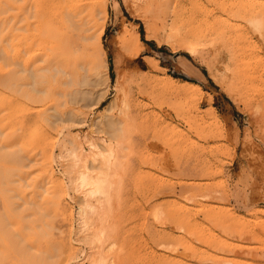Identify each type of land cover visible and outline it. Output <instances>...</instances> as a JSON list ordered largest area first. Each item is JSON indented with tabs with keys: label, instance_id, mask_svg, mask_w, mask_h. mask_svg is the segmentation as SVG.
<instances>
[{
	"label": "rangeland",
	"instance_id": "1",
	"mask_svg": "<svg viewBox=\"0 0 264 264\" xmlns=\"http://www.w3.org/2000/svg\"><path fill=\"white\" fill-rule=\"evenodd\" d=\"M108 1V18L102 14L99 20L102 16L100 22L106 23L102 42L107 52L109 67H105L104 70L98 68L99 70L95 71L96 69L86 65V70L88 67L90 70L86 71L82 68L80 78L69 81L66 79L68 82L63 79L56 81L52 78L50 81L40 83V87L36 86L35 89L37 91L42 90L41 93L35 91V94L30 97L24 96L22 87L19 88L20 85L23 86L20 82L22 81L20 76L25 75L23 71L26 74L32 73L30 71H34L36 67L44 64V59L40 57L41 59L31 60L30 67L29 62L26 61L25 67L24 57L28 58V56H24L21 52L22 44L20 46V37L17 35L19 28L14 22L16 19L18 21V17L16 18L15 15L19 14L20 9H16V11L18 10L16 13L15 9L13 10L9 5L6 6L7 4L0 6L2 7V10L0 8L1 18L6 19L8 15L5 21L7 29H0L3 31L0 33L5 38L2 37V40L5 41L0 45V48L2 46L0 50V75L1 78L7 79L6 82L9 81L5 82V87L0 86V102H3V106L5 105L3 107L0 103V179L3 178L0 180L3 183L2 186L0 184V188L3 190L0 189V193L7 196L1 199L3 194H0V221H5L2 226L3 229H1L3 234L6 236L12 234L15 240L20 242V246L26 247L29 254L34 257L37 246L25 244L27 241L22 240L24 235L22 234V238L18 236L19 226L15 225V220H21L19 216L24 215L26 221H23L27 224L23 223L20 228L24 226L23 229L24 231L25 229L28 230L27 233L30 229H34V225L36 231L38 229L37 232L42 228L43 230L39 233H41V242H43L41 237L45 238L43 244L51 243L53 247L58 246V242L63 241L61 235L69 237V244L66 243V246L71 245L69 248L73 252L68 251L70 254L64 253L62 255V253L60 254L62 249L60 248L59 251V248L55 247V254L56 252L59 253L52 258L48 257L51 260L46 261L47 264H58L68 255L71 258H67L65 264H69V262L70 264H91V260H88L90 259L88 257L91 253V244L85 241L84 235L86 232V234L90 233V230L97 231L95 226H98L96 220L99 219L98 216L94 217L96 224H94V229L91 226H88L89 229H87L88 227L81 228L79 209L84 197H82L83 193L75 188L73 177L76 178L77 172L83 168L80 164L81 167L77 166L76 172L74 170L76 167L73 168L70 165L74 161L69 154L66 153L63 157H60L59 154L62 152L64 142H67L70 147L73 143L82 144L85 152L91 156V148L86 143L87 138L101 142L104 148L107 147L105 141L121 139L127 146L125 170L121 182L119 181L123 188L121 194L125 197H121L122 203L118 201L115 204H118L116 209L117 207L121 209L118 208L117 212L115 209L112 213L115 225L119 227L118 229L115 226L118 229L116 232L119 231L118 237L116 236L119 238V242L113 249V264H158L160 260V262L164 261L163 255L171 259L164 261L165 264H171L175 260L183 261L185 264H219V262L220 264H233L232 260L235 262L234 264H259L258 255L260 259L263 257L262 261L264 262V256H262L264 250H261L263 249L261 243L264 241V239L262 240L264 231L261 229L264 226V223L261 222L262 219L264 220V19L261 20V23L245 20L242 22V26L244 25L242 29L238 28L237 25L241 21V17L239 18L241 12L252 13L254 9L259 10L261 8L263 12L259 11V14L260 17L264 18V0H250L252 4L249 0H147V2L119 0V8L115 6V0ZM137 3L140 4L141 8H138ZM4 5L8 13L5 11ZM257 10L254 12H258ZM1 18L0 27H3L4 22ZM150 26L152 27L151 30L154 29L155 31H153L155 34L151 32V37L147 35ZM174 26L180 29L182 35H188L195 43L198 49L196 54L189 52L187 48L170 39V30ZM157 27L160 30L156 29ZM34 28L33 31L36 30ZM161 28L168 31L164 32ZM11 29L13 32L10 31ZM21 31L22 34L27 32ZM137 32L141 34L144 51L139 56L132 57L125 47L129 38L135 39ZM21 33L20 35H22ZM244 34H248L250 38L249 42L245 44L240 43V36ZM22 56L24 57L22 58ZM28 76L30 77V75ZM168 76L178 78L182 84L190 82L201 87L203 98L199 104L197 105V100L188 101L182 95L174 97L172 94L169 95L170 93L161 99L153 98L145 86L153 80L150 85H154L153 88H158L159 83L157 84L156 81L158 82ZM25 80L26 78L23 82ZM30 81L33 80L30 79ZM16 83H18L17 86ZM18 90H21L22 94ZM110 106L112 109L108 110ZM213 108H215L214 112H212ZM215 115L218 119L212 122ZM194 119L198 120L195 121ZM3 122L6 126L2 125ZM115 126L121 130L115 132ZM44 132L45 134H43ZM161 132L164 134L161 135ZM32 137L33 140L28 139ZM36 137L40 140L35 142ZM25 139L28 140L25 142ZM44 141H47L48 144H45ZM166 142L167 144H165ZM41 147L43 148L41 149ZM43 149H47V151L51 149L54 153L53 163L56 162L53 164L54 176L56 182L64 185L66 189L64 201L68 202H66L69 210L67 214L68 212L72 213L68 214L69 217L71 216L69 228L61 224L63 217L58 215L60 213L54 214V204V207L50 204V209L47 206L48 203H46L47 207L44 206L47 180L44 179L45 175H40L41 169L38 167L40 166L38 159H42ZM28 158L34 162L32 160L30 162ZM97 163H95L97 168L103 165L101 161ZM91 167L96 168L93 163H91ZM27 172L29 173L27 174ZM30 173L32 174L29 175ZM4 174L8 176L5 177ZM34 177H38L40 183L38 186L40 187L38 192L36 191L38 194L33 196L32 191L36 189L32 188V184L37 181ZM190 181L196 185L193 183V186L188 185L191 184ZM43 183L46 189L43 187ZM49 185L47 184V186ZM30 188L31 190L28 191ZM22 189L24 192L28 191L26 194L22 192L25 194L24 196L20 194ZM183 192L184 194H182ZM207 192H213L211 193L212 198ZM189 194L196 195L195 201L190 202L187 199L191 196ZM32 196L36 197L35 200ZM4 200L5 203L12 201L9 203L10 206L13 203L12 205L16 207L14 212L11 211V214L14 213L11 217L5 210ZM178 202L184 205V208L186 207L184 213L186 212V216L190 217L192 223L198 225L200 229H198V234L201 235V232L205 230L203 232L205 237L203 235L201 237L197 233V237L193 233V235L190 234L189 229L184 228L185 226L175 228L166 216L158 218L157 209L160 205L163 206V209H171L172 205ZM45 210L51 211L55 218L51 216L48 218ZM207 210L209 213L204 212ZM17 216L18 218H16ZM232 218L235 224L232 223ZM50 219L51 221L58 220V222L60 220L59 223L54 222L53 224L61 225L47 224V220ZM109 219L111 220V218ZM28 224L30 227L27 226ZM227 225L230 227H226ZM42 231H45L48 236ZM93 231L91 233H94ZM168 231L174 232L180 238L179 241L183 240L184 242H181L189 246L188 254L184 252L183 244L181 246L178 243L175 246L170 244L171 241L168 242L170 245L163 243L162 239H171V236L163 234L164 232L168 233ZM195 237L202 239L199 238L197 241ZM47 238L48 240H46ZM218 240L220 241L219 244ZM225 242L227 243L225 244ZM38 243L37 245L40 244ZM41 244L37 251L40 250V253L42 251L43 254H46L44 251L47 248L45 247H49L50 244L44 245V248ZM240 244L243 247L247 246L244 247L245 250L243 248L244 254ZM227 245L230 249H227ZM256 246L258 247L256 248ZM50 247L53 249L52 246ZM192 247L199 252L207 251L208 254L216 255L220 259L215 260V258L208 261V259L205 260L200 257L201 253L197 257L191 256ZM249 247L256 252L249 251ZM41 254L35 255L39 259L38 261L46 259L47 254L40 259ZM160 256L161 258H159ZM61 257L63 258L61 259ZM12 259L14 263L17 261L14 256H9L6 264H9ZM13 262L11 263L13 264ZM46 262L44 261L42 264H46ZM160 262L159 264H161ZM164 263L162 262V264Z\"/></svg>",
	"mask_w": 264,
	"mask_h": 264
},
{
	"label": "bare ground",
	"instance_id": "2",
	"mask_svg": "<svg viewBox=\"0 0 264 264\" xmlns=\"http://www.w3.org/2000/svg\"><path fill=\"white\" fill-rule=\"evenodd\" d=\"M140 1V0H139ZM142 2H147V0H141ZM17 2H20V3H17ZM108 0H0V6H2L3 4H7L6 6H10L13 10L15 9V11H16V9H20V12H19V14L17 13L18 12V10L16 11V13L18 14H16L15 15V17L17 18L18 17V21H17V19H16V21H14L15 22V24H17L16 26H17V28H19V34H17V35H19V37H20V39H19V42H21L20 43V46H21V44H22V51L21 52H23L22 54L24 55V56H28V58L27 57H24V56H22V58L24 57V60H25V62H24V64H25V67H26V61L27 62H29V67H30V62H32V61H35L34 59H39L40 57L42 58V59H44V64H41V66H38V67H36L35 69H34V71L32 70V71H30V72H32V73H30L29 74V70L28 71H26V72H28V74H26L25 73V71H23V74H25L23 77H21L20 76V78H21V80L22 81H20L21 82V84H23V86L22 85H20V87L19 88H21L22 87V93H23V95L25 96V95H27V97H30V96H33L34 94H35V91H37L35 88H36V86H38V87H40V83H45V81L47 82V81H50V80H52V78L53 79H56V81H58V80H60V79H63V80H65L66 82H68L69 80H71V79H75V78H78L79 76H81L80 74H81V69L83 68V70L85 69L86 70V65L87 66H89L90 68H92V69H96L95 71H97V69L98 68H102L103 70L104 69H106V68H108L109 67V64H108V58H107V52H106V49H105V46H104V44H103V42H102V38H103V35H104V33H105V30H106V23L105 22H100L101 20H102V16H101V20H99L100 19V15H102V14H104V16L105 17H107L108 18ZM137 2H138V0H137ZM246 4H248L246 1H244ZM249 2H250V4H252V1H250L249 0ZM255 3V2H254ZM149 4V3H148ZM4 5V9H5V11H6V6ZM137 5H138V8H141V6H140V4L139 3H137ZM145 5H146V3H145ZM115 6L117 7V8H119L120 7V2H119V0H115ZM263 6V5H262ZM147 7V6H146ZM145 7V8H146ZM1 8V10H2V7H0ZM144 8V7H143ZM9 9V8H8ZM34 9V10H33ZM259 9V8H258ZM10 10V9H9ZM146 11H147V9H145ZM254 10H257V9H254ZM254 10H253V12L252 13H244V12H241L240 13V16H239V18L241 17V21L240 22H238V28H244L243 26H242V22H244L245 20L247 21V20H249V21H251L252 23H261L262 21L261 20H263L264 18H262V17H260V14H259V11H262L261 10V8L259 9V10H257L258 12H254ZM4 11V10H3ZM4 11V12H5ZM140 11V10H139ZM7 12V11H6ZM263 12V11H262ZM261 12V15L263 14ZM3 13V12H2ZM8 13V12H7ZM146 13V12H145ZM3 15H5V14H3ZM264 15V14H263ZM6 16V15H5ZM0 18H1V16H0ZM7 18H8V15H7ZM7 18L5 19H3V17L1 18V19H3V22L5 23V25H4V23H3V27H0V29H4L5 28V30L7 29L6 28V20H7ZM238 18V19H239ZM33 19H35L34 21H33ZM240 20V19H239ZM2 23V22H1ZM1 23H0V26H1ZM150 24V23H149ZM35 25V26H34ZM5 26V27H4ZM35 28H34V27ZM34 28V30L36 31V33H35V31H33L32 29ZM37 27H38V31H37ZM14 29V28H13ZM16 29V28H15ZM23 30V31H27V32H29L28 34H26V33H24V34H26V35H24V34H22L21 32V30ZM152 29V27L150 26L149 28H148V33L149 34H147L149 37H151V32H153L154 31V29H153V31L151 30ZM156 29H159L160 30V28H156ZM158 30V31H159ZM161 30H164V29H162L161 28ZM1 31V30H0ZM10 31H12V29L10 30ZM9 31V32H10ZM16 31V30H15ZM33 31V32H32ZM168 30H164V32H167ZM171 32H170V34H171V40L173 41V42H175V43H178V45H180V46H183L184 48H187V50L189 51V52H191V53H193V54H196L197 53V51H198V49H197V46L195 45V43L188 37V35H182L183 33L182 32H180V29H178L177 27H172L171 28V30H170ZM1 32H3V31H1ZM13 32V31H12ZM155 32V31H154ZM153 32V34H155ZM20 33L23 35H20ZM157 33V32H156ZM12 34V33H11ZM152 34V35H153ZM165 34V33H164ZM167 34V33H166ZM169 34V33H168ZM169 34V35H170ZM0 35H1V40L0 41H2V42H0V45L2 44V43H4V41L5 40H2V37H3V39H5L4 38V36H2V34L0 33ZM16 35V36H17ZM169 35H167V36H169ZM12 36H14V34H12ZM22 36V37H21ZM132 36V35H131ZM130 36V37H131ZM136 37H135V39H131V38H129L128 39V41H127V45H126V47L125 48H127V50L126 51H128V54H130V56H132V57H134V56H139L143 51H144V44H143V42H142V40H141V34H140V32H137V34L135 35ZM165 36V35H164ZM160 38V37H159ZM21 39H22V41H21ZM158 39V38H157ZM249 40H250V38H249V35L248 34H244V35H241L240 36V43L242 42L243 44H245V43H248L249 42ZM165 41V40H164ZM160 42H161V39H160ZM167 43H169L168 42V40H167ZM4 46V45H3ZM20 46H18V47H20ZM125 46V45H124ZM172 46V45H171ZM177 46V45H176ZM5 47V46H4ZM1 48H2V46H1ZM1 48H0V50H1ZM6 48V47H5ZM124 48V47H123ZM20 52V53H21ZM1 53V52H0ZM18 54V53H17ZM127 54V55H128ZM21 56V55H20ZM19 58V57H18ZM21 58V59H22ZM40 58V59H41ZM20 59V60H21ZM32 60V61H31ZM23 61V60H22ZM42 61V60H41ZM20 62V61H19ZM39 62V61H38ZM43 62V61H42ZM1 64H2V62H1ZM23 64V65H24ZM37 64V63H36ZM32 65H35V64H32ZM38 65V64H37ZM36 65V66H37ZM40 65V64H39ZM84 66H85V68H84ZM2 67V66H1ZM3 67H4V65H3ZM89 67L87 68V70L89 69ZM104 67V68H103ZM106 67V68H105ZM27 68H28V66H27ZM2 69V68H1ZM4 69V68H3ZM27 70V69H26ZM86 70V71H87ZM90 70V69H89ZM99 70V69H98ZM2 72V71H1ZM82 74H83V71H82ZM28 75H30V77L28 76ZM15 77V76H14ZM18 77V76H17ZM16 77V78H17ZM32 79L33 81L31 82L30 81V79ZM10 78V77H9ZM16 78H14V79H16ZM26 78V82L24 81L23 82V80ZM80 78V77H79ZM18 79V78H17ZM66 79H68V81L66 80ZM150 79V78H149ZM5 80V81H4ZM6 80L7 79H3V77L1 78V75H0V86L1 85H3V87H5L4 85L7 83V82H9V81H7L6 82ZM30 81V82H28V81ZM80 80V79H79ZM138 80V79H137ZM16 81H18V80H16ZM15 81V82H16ZM153 81V80H152ZM151 81V82H152ZM154 81H155V79H154ZM6 82V83H5ZM11 82H13V81H11ZM23 82V83H22ZM150 82V83H151ZM222 82V81H221ZM150 83L147 85V86H145L146 87V89L148 90V92L150 93V95L153 97V98H158V99H161V98H163L164 96H168L167 94H169V95H171L172 94V96H174V97H177V96H180V95H182V96H184L185 97V99H188V101H194V100H197V105L199 104V101L203 98L202 97V94H203V90H202V88L201 87H199V86H196L195 84H192V83H190V82H185V84H182L181 83V81L178 79V78H175V77H172V76H168L167 78H165V79H160V81H156V83L158 84L159 83V89L157 88H153L154 87V85H150ZM11 84V83H10ZM13 84V83H12ZM11 84V85H12ZM17 84L18 83H16V86H17ZM39 84V85H38ZM139 84V83H138ZM141 84V83H140ZM156 84V85H157ZM13 85H15V84H13ZM49 85H51V84H49ZM145 85V84H144ZM143 85V86H144ZM8 86V85H7ZM19 86V85H18ZM52 86V85H51ZM140 86V85H139ZM142 86V87H143ZM158 86V85H157ZM9 87V86H8ZM12 87V86H11ZM141 87V86H140ZM16 88V87H15ZM6 89V88H5ZM38 89H43V88H38ZM146 89L144 88V90L146 91ZM192 89V90H191ZM194 89V90H193ZM227 89V88H226ZM141 90V89H140ZM143 90V89H142ZM143 90V91H144ZM15 91H16V89H15ZM19 91V93L20 94H22L21 93V90H18ZM40 91H42V90H40ZM39 90L37 91V93H39L40 92ZM44 91V90H43ZM45 91H46V89H45ZM144 91V92H145ZM196 91V92H195ZM17 92V91H16ZM47 92V91H46ZM36 93V95H38ZM41 93V92H40ZM39 93V94H40ZM233 93V92H232ZM235 93H237V92H235ZM22 95V96H23ZM237 95V94H236ZM235 95V96H236ZM18 97V96H17ZM34 97H37V96H34ZM232 97V96H231ZM238 97V96H237ZM5 98V97H4ZM13 98V97H12ZM31 98H33V97H31ZM170 98H171V96H170ZM15 99H18V98H15ZM165 99V98H164ZM167 99V98H166ZM172 99V98H171ZM239 99V98H238ZM12 100H14V99H12ZM133 100H135L134 98H133ZM154 100V99H153ZM168 100V99H167ZM174 100V99H173ZM172 100V101H173ZM12 102H14V101H12ZM1 103V102H0ZM3 103V102H2ZM1 103V104H2ZM18 103V102H17ZM16 105H18V104H16ZM111 105H113V104H111ZM135 105V104H134ZM2 106H3V104H2ZM1 106V107H2ZM5 106V105H4ZM3 106V107H4ZM13 107H14V105H12ZM2 107V109H4ZM16 107V106H15ZM26 107V106H25ZM30 107V106H29ZM198 107V106H197ZM10 108V107H9ZM18 108V107H17ZM110 109H112V106H110L109 108H108V110H110ZM26 110V109H25ZM29 110V109H28ZM0 111H1V109H0ZM6 111H7V109H6ZM23 111V110H22ZM34 111H36V110H34ZM39 111V110H38ZM211 111V110H210ZM215 111V108H213V111L212 112H214ZM5 112V111H4ZM8 112V111H7ZM25 112V111H24ZM29 112V111H28ZM19 113H21V112H19ZM23 113V112H22ZM21 113V114H22ZM37 113H39V112H37ZM209 114H210V112H208ZM13 114V113H12ZM215 114V113H214ZM213 114V115H214ZM1 115H3V114H1ZM38 115V114H37ZM168 115H170V114H168ZM211 115V114H210ZM10 116H11V113H10ZM198 116H199V114H198ZM12 117V116H11ZM19 117H20V115H19ZM168 117V116H167ZM212 117V116H211ZM9 118V117H8ZM7 118V119H8ZM13 118V117H12ZM50 119V118H49ZM218 119V117L215 115V116H213V120H212V122H215V120H217ZM6 120V119H5ZM28 120V119H27ZM195 120V119H194ZM196 120H198V119H196ZM195 120V121H196ZM4 121V120H3ZM9 121H11V120H9ZM18 121V120H17ZM194 121V122H195ZM1 122V121H0ZM31 122V121H30ZM52 122H54V121H52ZM157 122V121H156ZM17 123V122H16ZM196 123V122H195ZM26 124V123H25ZM213 124V123H212ZM3 126H6V125H4V122H3V124H2ZM24 126H26V125H24ZM7 127H9V126H7ZM40 127V126H39ZM38 129V128H37ZM43 129V128H42ZM3 130H4V127H3ZM46 130V129H45ZM121 129L120 128H116V126H115V132H118V131H120ZM34 131V130H33ZM63 131V130H62ZM29 132H30V130H29ZM37 132H39L38 130H37ZM32 133V132H31ZM34 133V132H33ZM49 133V132H48ZM155 133V132H154ZM153 133V134H154ZM36 134V133H35ZM38 134V133H37ZM43 134H45V132L43 133ZM162 134H164V133H162L161 132V135ZM213 134V133H212ZM40 135V134H39ZM161 135H159V136H161ZM29 136H30V134H29ZM41 136V135H40ZM44 136V135H43ZM166 136V135H165ZM213 136V135H212ZM19 137V136H18ZM28 137V136H27ZM26 137V138H27ZM28 139H32L33 140V137L32 138H28ZM27 139V140H28ZM47 139V138H46ZM46 139H43V140H46ZM18 140V139H17ZM26 139H25V142L27 141ZM35 140V142L36 141H38V140H40L39 138H35L34 139ZM50 140V139H49ZM161 140V139H160ZM168 140V139H167ZM166 140V141H167ZM13 141V140H12ZM11 141V142H12ZM163 141V140H162ZM162 141H160V142H162ZM24 142V141H23ZM28 142H30V141H28ZM17 143H18V141H17ZM44 143L45 144H48L47 143V141H44ZM49 143H50V141H49ZM86 143L88 144V146H89V148H91V152H92V155L90 156L89 154H87L86 152H85V148L83 147V145L82 144H76V143H73L72 144V146L70 147V145H68V143L67 142H64V144L62 145V152H61V154H59L60 155V157H63L64 155H66V153H68L69 154V156L73 159V163H70V165L73 167V168H75L74 170L76 171V170H78V167L77 166H79V167H81L80 166V164L82 165V168H83V170L81 169L80 170V172H77L78 173V176L75 178V176L73 177V182L75 183V188H77L78 190H80L82 193H83V196L82 197H84V199H83V203L80 205V209H79V213H80V219H81V223H82V227L81 228H86V227H88V226H91V227H93V229H94V226L96 225L94 222V217L95 216H98V219L100 220H96L97 222H98V226H95L96 228H95V230H97V231H93V230H90V233H88V234H86L85 233V235H84V237H85V241H88V242H90V244H91V253L89 254V257L88 258H90V259H88V260H91L90 262H91V264H113V249H115L116 247L115 246H117V244H118V239L119 238H117L118 237V232H116L118 229H119V227L117 226V225H115V221L113 220V214L112 213H114V210L116 209V206L118 205H115L118 201L120 202L121 201V203H122V200H120V199H122L121 197H125V196H123L122 194H121V191H122V186H120V183H119V181L121 182V179H122V177H123V173H124V170H125V159H126V157H125V152H126V149H127V146L125 145V142L123 141V140H121V139H110L109 141H105V143H107V147H103L102 146V144H101V142H98V141H96L95 139H91V138H87L86 139ZM150 143V142H149ZM157 143V142H156ZM169 143V142H168ZM158 144V143H157ZM165 144H167V142L165 143ZM10 145H12V144H10ZM21 145V144H20ZM22 145H23V143H22ZM21 145V146H22ZM31 145V144H30ZM61 145V144H60ZM27 147H28V145H26ZM52 146V145H51ZM23 147H24V145H23ZM23 147H22V149H23ZM44 147V146H43ZM43 147H41V149L43 148ZM53 147H54V145H53ZM52 149V148H51ZM51 149H49L48 151H47V149H43L42 150V152H43V156H42V159H38V161H39V164H40V166H38L40 169H41V174L40 175H45L46 177H44V179L45 180H47V184L49 185V186H47V184H46V187H47V189H46V187H45V185H44V183H43V187H45V189H46V192H47V194H46V198H45V200H44V206L45 207H47L48 206V208L50 209V204H51V206L52 207H54L53 206V204L55 205V209H54V214L55 215H57V213H60V214H58L59 216L60 215H62V217H63V221H61L62 223V225L63 226H69V220H71V216L69 217L68 216V214L70 213V212H68V214H67V211H69L68 210V205H67V203L64 201L65 200V197H66V189H65V187H64V185H62V184H60L58 181L56 182V178H55V176H54V171H53V164H55V163H53L54 162V156H53V152H52V150ZM55 149V148H54ZM51 150V151H50ZM28 151V150H27ZM36 151V150H35ZM14 152V151H13ZM12 152V153H13ZM34 152V151H33ZM55 152V151H54ZM11 153V152H10ZM15 153V152H14ZM90 153V152H89ZM127 153V152H126ZM3 154V153H2ZM31 154V153H30ZM67 154V155H68ZM38 155H40V154H38ZM91 157H89V156ZM1 156V155H0ZM10 156H12V155H10ZM37 156V155H36ZM8 157H9V155H8ZM125 157V158H124ZM18 158V157H17ZM16 158V159H17ZM22 158V157H21ZM31 158V157H30ZM15 159V160H16ZM19 159V158H18ZM27 159V158H26ZM71 159V160H72ZM123 159H124V161H123ZM1 160H2V158H1ZM4 160H5V158H4ZM10 160V159H9ZM15 160H13L14 161V163H15ZM28 160H29V158H28ZM32 160V159H31ZM31 160H29L30 162H32ZM16 161H18V160H16ZM20 161V160H19ZM100 162L101 161V163L103 164L102 166L101 165H98V166H101V167H99V168H97L96 167V164L95 163H97V162ZM162 161V160H161ZM34 162V161H33ZM91 163H93V165H95V167L96 168H92L91 167ZM19 164V163H18ZM97 164H100V163H97ZM180 163L178 162V165H179ZM166 165V164H165ZM69 166V165H68ZM68 166H65V167H68ZM71 166H69V167H71ZM3 167V166H2ZM37 167V168H38ZM71 167V168H72ZM127 167V166H126ZM1 168V167H0ZM9 168V167H8ZM11 168V167H10ZM38 168V170H40ZM71 168H69V169H71ZM5 169H7V168H5ZM95 169H98L97 171L95 170ZM127 170V169H126ZM7 171V170H6ZM17 171H18V169H17ZM73 171V170H72ZM9 173H10V171H8ZM12 172V171H11ZM19 172H20V170H19ZM21 172H22V170H21ZM70 172V171H69ZM3 173V172H2ZM5 173V172H4ZM9 173H7V174H9ZM14 173V172H13ZM16 173V172H15ZM29 172H27V174H28ZM35 173H36V171H35ZM68 173V172H67ZM73 173V172H72ZM7 174H4V176L6 177V175ZM32 173H30L29 175H31ZM191 174V173H190ZM1 175V174H0ZM19 175V174H18ZM39 175V176H40ZM8 176V175H7ZM22 176V174L20 175V177ZM38 176V177H39ZM125 176V175H124ZM211 176V175H210ZM14 177V176H13ZM32 177V176H31ZM30 177V178H31ZM38 177H34V178H36L37 179V181H34L33 183L34 184H32V188L35 190V191H32V194H33V196H34V194L36 195V194H38L37 192H38V189H39V187L40 186H38V181H39V179H38ZM43 177H42V179H43ZM7 178H9V177H7ZM26 178V177H25ZM30 178H29V180H30ZM40 179H41V176L39 177ZM75 178V179H74ZM2 180H3V178H1ZM0 179V180H1ZM10 179V178H9ZM35 179V180H36ZM125 179V178H124ZM63 181V180H62ZM62 181H60L61 183H62ZM20 182V181H19ZM72 182V183H73ZM124 182V181H123ZM191 182V181H190ZM189 182V183H190ZM196 182V181H195ZM5 183H7L6 181H5ZM14 183V182H13ZM25 183V182H24ZM30 183H32V182H30ZM192 183L194 184V182L192 181L191 182V184H188V185H191V186H193L192 185ZM0 184H1V186H2V182H0ZM40 184V183H39ZM187 184V183H186ZM8 185V184H7ZM11 185V184H10ZM20 185V184H19ZM125 185V184H124ZM173 185V184H172ZM187 185V186H188ZM194 185H196V183L194 184ZM191 186L189 187V188H191ZM197 186H198V184H197ZM5 187H7V186H5ZM4 187V188H5ZM16 187H18V186H16ZM15 187V188H16ZM24 187V186H23ZM186 187V186H185ZM188 187H186V188H188ZM199 187V186H198ZM3 188V189H4ZM10 188H12L11 186H10ZM10 188H9V191H10ZM20 188V187H19ZM29 188V187H28ZM1 189V188H0ZM8 189V188H7ZM17 189V188H16ZM32 189V190H33ZM168 189V188H167ZM184 189V188H183ZM2 190V189H1ZM5 191H6V188L4 189ZM12 191H14V189H11ZM17 190H19V189H17ZM29 190H31V188L30 189H28V191ZM127 190V189H126ZM171 190H173V189H171ZM193 190V189H192ZM3 191V190H2ZM16 191V190H15ZM27 191V192H28ZM37 191V192H36ZM168 191V190H167ZM170 191V190H169ZM175 191V190H174ZM180 191H182V190H180ZM185 191V190H184ZM190 191V190H189ZM1 192V191H0ZM11 192V191H10ZM20 194H23V193H27V192H24V189H22V190H20ZM23 192V193H22ZM34 192V193H33ZM40 192V191H39ZM163 192H165V191H163ZM188 192V191H187ZM194 192V191H193ZM215 192V191H214ZM18 193V192H17ZM42 193V192H41ZM40 193V194H41ZM68 193V192H67ZM169 193V192H168ZM170 193H171V191H170ZM170 193H169V195H170ZM174 193V192H173ZM188 193H190V192H188ZM208 193V195L209 196H211V193H213V192H207ZM1 194V193H0ZM3 194V193H2ZM1 194V195H2ZM25 194H23V196L25 195ZM167 194V193H166ZM182 194H184V192L182 193ZM216 194V193H215ZM0 195V196H1ZM165 195V194H164ZM189 195H191V194H189ZM213 195V194H212ZM217 195V194H216ZM5 194H3V197H1V199L2 198H5V197H7V196H5ZM22 196V195H21ZM30 196V195H29ZM32 196V198H34V200H35V198L36 197H33ZM206 196H207V194H206ZM187 197H188V194H187ZM187 197H185V198H187ZM203 197V196H202ZM214 197V196H213ZM13 198V197H12ZM31 198V197H30ZM195 198H196V195L195 194H193V195H191L189 198H187L190 202L192 201V200H194L195 201ZM204 198V197H203ZM208 198V197H207ZM211 198H212V196H211ZM210 198V199H211ZM11 199V198H10ZM124 199V198H123ZM6 200V199H5ZM5 200H4V203H5ZM7 200H8V198H7ZM6 200V201H7ZM39 200V199H38ZM28 201V200H27ZM37 201V200H36ZM12 202V201H11ZM10 201H9V203H11ZM30 202V201H29ZM50 202V203H49ZM193 202V201H192ZM9 203H5L4 204V206L6 207V211L8 212V214L10 215V217H11V215H14V213L13 214H11L12 212L11 211H13L16 207L15 206H13L12 204H11V206H10V204ZM34 203H36V202H34ZM46 203H48L47 204V206H46ZM123 204H124V202H123ZM197 204V203H196ZM31 205H33V204H31ZM37 205V204H36ZM121 207H122V205H120ZM206 206V205H205ZM4 207V208H5ZM18 207V206H17ZM27 207V206H26ZM29 207V206H28ZM52 207H51V209H52ZM118 208H120V207H117V209ZM192 208V207H191ZM2 209V208H1ZM117 209H116V212H117ZM121 209V208H120ZM184 209H186V207L184 208V205H181V203L180 202H178V203H176L175 205H172V208L171 209H163V206H159V208L157 209L158 211H157V216H158V218H161V217H163V216H166L167 217V219L168 220H170L172 223H173V225H174V227L175 228H178L179 226H180V228L183 226H185L184 228H188L189 230V232H190V234H195L196 235V233L198 234L199 232V227H198V225H196V224H193L192 223V221H191V219H190V217H187L186 216V212L184 213ZM119 210V209H118ZM203 210V209H202ZM210 210V209H209ZM39 211V210H38ZM46 212H47V210H45ZM52 211H53V209H52ZM190 210H189V208H188V212H189ZM212 211V210H211ZM14 212V211H13ZM27 212V211H26ZM32 212H34V211H32ZM42 212V211H41ZM45 212V213H46ZM115 212V213H116ZM120 212V211H119ZM204 212H208V210L207 211H204ZM15 213H17V212H15ZM51 213V214H50ZM209 213V212H208ZM208 213H207V215H208ZM252 213V212H251ZM263 213H264V211H263ZM25 214V213H24ZM47 215H48V218H50V216L52 217V218H55V217H53L52 216V212L50 211L49 212V210H48V212L46 213ZM46 214H44V215H46ZM50 214V215H49ZM70 214H72V213H70ZM74 214V213H73ZM188 214V213H187ZM211 214V213H210ZM257 214H258V212H257ZM256 214V215H257ZM20 215H22V214H20ZM46 215V216H47ZM255 215V216H256ZM39 216V215H38ZM112 216V217H111ZM117 215L115 214V217H116ZM210 216V215H209ZM3 217V216H2ZM21 217V220L20 219H16L15 220V225L17 224L19 227H18V229H19V232H17L19 235L18 236H20L21 238H22V234L24 235L23 236V238H22V240H24L26 243L25 244H28L29 246L31 245V246H33V247H36L37 246V249L36 248H34V249H36V252H34V250H33V252L35 253V255H37V253H39V254H41V256H40V259H42V256L44 255V257L46 256V254H47V256L45 257L46 259H44V261L46 262V261H49V260H51V259H49V258H52V257H54L56 254H58L59 252H56V254H55V250L54 249H56L55 247H57V248H59V251H60V254L62 253V255L65 253H68V254H70V252H68V251H72V249L71 248H69V247H71V245L70 246H66V243H68L69 244V240H68V236L67 235H61L62 236V239L61 240H63V241H60V242H58V246L56 245V246H54L53 247V245H51V243H45V244H43V242L45 241V238L43 239L42 237H41V239L43 240V242H41V240H40V234L41 233H39L41 230H43L42 228H40V231L39 232H37L38 231V229H37V231H36V228H35V225H34V229H30V230H33V231H30L29 230V232L27 233L26 231H28V230H26L25 229V231H24V226H23V228H20L21 227V225L23 224V223H26V222H24L23 220H25L26 221V219H24L25 217H24V215H22V216H19V218ZM27 217H28V214H27ZM44 217V216H43ZM61 217V216H60ZM70 219H69V218ZM16 218H18V216L16 217ZM47 218V219H48ZM73 218V217H72ZM109 218H111V220L109 219ZM210 218H211V216H210ZM233 218H235L234 216H233ZM233 218H232V220H233ZM259 218V217H258ZM263 218V217H262ZM12 219H14V216H12ZM58 219V218H57ZM115 219V218H114ZM116 219H117V221H118V217H116ZM237 219V218H236ZM249 219V218H248ZM261 219V218H260ZM113 220V221H112ZM29 221V220H28ZM48 222H47V224H53L54 222H57V223H59L60 222V220H59V222H58V220L56 221V220H53V221H51V219L50 220H47ZM236 221V220H235ZM51 222V223H50ZM72 222V224H73V221H71ZM96 222V223H97ZM100 222V223H99ZM261 222H263L264 223V220L262 219V221ZM4 223H5V221L3 222V221H0V264H6V260L7 259H9V256H14L16 259H17V261L14 263L13 262V259H12V261L11 262H13V264H37V263H39V264H42V263H44V261H43V259L42 260H40V261H43L42 263H40V261H38L39 259H37L36 257H35V255H34V257H33V255H31V254H29V252H28V249L26 248V247H24L23 245H21L20 246V242L18 243V241L17 240H15V237L14 236H12V234L10 235L9 233H8V231H7V233L9 234V235H5V234H3L4 232L1 230V229H3V225H4ZM56 223V224H57ZM117 223V222H116ZM232 223H234V220H233V222ZM237 223H239L238 221H237ZM242 223V222H241ZM245 223V222H244ZM27 224V223H26ZM55 224V225H56ZM61 224H57V226H60ZM95 224V225H94ZM119 224V223H118ZM235 224V223H234ZM260 224V223H259ZM32 225V224H31ZM43 225V224H42ZM54 225V224H53ZM54 225V226H55ZM93 225V226H92ZM226 225V224H225ZM27 226H29L30 227V225L28 224ZM27 226H26V228H27ZM44 226V225H43ZM63 226H61L62 228H65V227H63ZM115 226H117L118 227V229H116L117 227H115ZM187 226V227H186ZM206 226V225H205ZM241 226V225H240ZM239 226V227H240ZM245 226H246V224H245ZM260 226V225H259ZM261 226H263L262 225V223H261ZM2 227V228H1ZM60 227V228H61ZM74 227V226H73ZM226 227H230V226H226ZM225 227V228H226ZM235 227H236V225H235ZM238 227V228H239ZM49 228V227H48ZM51 228H52V226H51ZM69 228V227H68ZM67 228V229H68ZM202 228V227H201ZM242 228V227H241ZM263 228H264V226L261 228L262 229V231H264L263 230ZM28 229V228H27ZM87 229H89V227L87 228ZM174 229V228H173ZM199 229V230H198ZM234 229V228H233ZM248 229V228H247ZM260 229V230H261ZM23 230V231H22ZM186 230V229H185ZM235 230H237V229H235ZM244 230V229H243ZM47 231V230H46ZM63 231V230H62ZM91 231H93L94 233H91ZM164 231V230H163ZM184 231V230H183ZM205 230H203V232H204ZM238 231V230H237ZM33 232V233H32ZM45 232V231H44ZM44 232L42 231V233L44 234ZM49 232V231H48ZM67 232H68V230H67ZM203 232H201L202 234L201 235H199V236H201V237H205V235L203 234ZM239 232V231H238ZM243 232V231H242ZM241 232V233H242ZM46 233V232H45ZM60 233H61V231H60ZM64 233V232H63ZM70 233V232H69ZM228 233V232H227ZM233 233V232H232ZM237 233V232H236ZM244 233V232H243ZM42 234V235H43ZM47 234V233H46ZM45 234V235H46ZM54 234V233H53ZM66 234V233H65ZM117 234V235H116ZM163 234H165V235H167V236H171L170 238L171 239H162V241H163V243H166V244H168V242L169 241H171V243L170 244H177L178 245V243H179V245H181L182 246V242H184L183 240H181V241H179L180 240V238H178V236L177 235H175V233L174 232H169L168 231V233L167 232H164ZM192 234V235H193ZM59 235V236H60ZM69 235H71V234H69ZM73 235V234H72ZM119 235H120V233H119ZM198 235H196V237L198 236ZM203 235V236H202ZM216 235V234H215ZM229 235V234H228ZM232 235V234H231ZM238 235V234H237ZM240 235V234H239ZM47 236H48V234H47ZM117 236V237H116ZM255 236V235H254ZM46 237V236H45ZM195 237V238H196ZM201 237H199L200 239H202ZM252 237V236H251ZM256 237V236H255ZM262 237V236H261ZM52 238V237H51ZM60 238V237H59ZM193 238V237H192ZM194 238V239H195ZM199 238H196L197 239V241H198V239ZM209 238V237H208ZM241 238H243V237H241ZM71 239V238H70ZM84 239V238H83ZM221 239V238H220ZM248 239V238H247ZM256 239V238H255ZM261 239V238H260ZM264 238H262V240H263ZM46 240H48V238L46 239ZM53 240V239H52ZM51 240V241H52ZM67 240H68V242H67ZM203 240H204V238H203ZM241 240V239H240ZM249 240V239H248ZM42 243H40V242ZM50 241V242H51ZM55 241V240H54ZM53 241V242H54ZM73 241V240H72ZM167 241V242H166ZM205 241H207V239H205ZM213 241V240H212ZM216 241V240H215ZM214 241V242H215ZM245 241V240H244ZM257 241H258V239H257ZM29 242V243H28ZM41 244V246H43V248L45 247L44 245H49V247L47 246V247H45V248H47V249H45V251L44 252H46V254H43V252L41 251V253H40V250H39V252L37 251L38 250V247H39V243ZM57 242V241H56ZM64 242V243H63ZM209 242H210V240H209ZM208 242V243H209ZM218 242V244H219V240L217 241ZM253 242V241H252ZM256 242V241H255ZM260 242H261V240H260ZM31 243V244H30ZM37 243L39 244V245H37ZM62 243V244H61ZM71 243V242H70ZM210 243H212V242H210ZM222 243V242H221ZM227 242H225V244H226ZM231 243V242H230ZM34 244H35V246H34ZM56 244V243H55ZM66 246H64V245ZM67 244V245H68ZM72 244V243H71ZM89 244V243H88ZM89 244V245H90ZM170 244H168V245H170ZM186 244V243H185ZM185 244H183L184 245V247H185V253H187L188 254V251H189V246H187V245H185ZM188 244V243H187ZM207 244V243H206ZM217 244V245H218ZM261 244H263L262 246V248L263 249H261V250H264V241L261 243ZM241 246H242V244H240ZM50 246H52L53 247V249L50 247ZM61 246V247H60ZM63 246V247H62ZM176 246V245H175ZM174 246V247H175ZM223 246V245H222ZM171 247V246H170ZM224 247H226V246H224ZM235 247H237V246H235ZM244 247H247V246H244ZM243 246H242V250H243V248H244ZM258 246H256V248H257ZM40 248V247H39ZM61 248V249H60ZM64 248V249H63ZM75 248V247H74ZM177 248V247H176ZM193 248V247H192ZM191 248V249H192ZM212 248H214V247H212ZM222 248V247H221ZM240 248V247H239ZM253 248H254V246H253ZM251 249V247H249V251H254V252H256L254 249ZM255 248V249H256ZM42 249V248H41ZM71 249V250H70ZM167 249H169L170 250V248H168L167 247ZM173 249V248H172ZM227 249H230V248H228V245H227ZM238 249V248H237ZM248 249V248H247ZM220 250V249H219ZM244 250H245V248H244ZM243 250V254L245 253V251ZM57 251V250H56ZM154 251V250H153ZM173 251V250H172ZM221 251V250H220ZM223 251V250H222ZM225 251V250H224ZM236 251V250H235ZM238 251H240V250H238ZM73 252V251H72ZM177 252V251H176ZM233 252V251H232ZM258 252V251H257ZM262 252H264V251H262ZM32 253V252H31ZM78 253V252H77ZM175 253V252H174ZM199 253H201L200 255V257L202 258V259H205V260H207L208 259V261H210L209 259H215V260H219L220 259V257H218V256H216V255H213V254H208V252L206 251H201V252H199V251H197V250H195L194 248L190 251V255L192 256H198L199 255ZM249 253V252H248ZM259 253V252H258ZM72 254V253H71ZM155 254V253H154ZM184 254V253H183ZM234 254H235V252H234ZM251 254V253H250ZM77 255V254H76ZM162 255V254H161ZM248 255V254H247ZM38 256V255H37ZM183 256V255H182ZM185 256V255H184ZM242 256V255H241ZM244 256V255H243ZM262 256H264V255H262ZM49 257V258H48ZM57 257H58V255H57ZM64 257V256H63ZM63 257H61V259L63 258ZM66 257V256H65ZM163 257L164 258H162L164 261H167V260H171V259H169V257H167V256H164L163 255ZM251 257V256H250ZM253 257H255V256H253ZM35 258V259H34ZM47 258H48V260H47ZM69 259V258H71V256L70 255H68L66 258H63V260H61V262H57L58 264H65L67 261H66V259ZM74 258V257H73ZM73 258H72V260H73ZM159 258H161V256L159 257ZM200 258V259H201ZM258 259H259V264H264V262L262 261V259H263V257H262V259H260V257H259V255H258V257H257ZM257 258H255V259H257ZM37 259V260H36ZM57 259H59V258H57ZM226 259V258H225ZM224 259V260H225ZM257 259V260H258ZM64 260H65V262H64ZM156 260V259H155ZM227 260V259H226ZM239 260H241V259H239ZM59 261H60V259H59ZM75 261V260H74ZM161 261V260H160ZM159 261V262H160ZM164 261H162L163 263H164ZM212 261V260H211ZM231 261V260H230ZM10 261L8 260V263H9ZM10 262V263H11ZM37 262V263H36ZM55 262H56V260H55ZM64 262V263H63ZM69 262V261H68ZM157 262V261H156ZM159 262H158V264H159ZM162 262H160L161 264H162ZM215 262V261H214ZM226 262V261H225ZM224 262V263H225ZM232 262H233V264L235 263L233 260H232ZM245 262V261H244ZM9 263V264H10ZM49 263V262H48ZM50 263H52V261H50ZM83 263V262H82ZM217 263V262H216ZM230 263V262H229ZM246 263V262H245ZM258 263V262H257ZM12 264V263H11ZM46 264H47V262H46ZM69 264H70V262H69ZM72 264V263H71ZM165 264V263H164ZM171 264H185L183 261L182 262H180L179 260H175V261H172V263ZM188 264V263H187ZM219 264H220V262H219ZM226 264V263H225ZM232 264V263H231ZM240 264V263H239ZM249 264V263H248ZM252 264V263H251ZM255 264V263H254Z\"/></svg>",
	"mask_w": 264,
	"mask_h": 264
}]
</instances>
